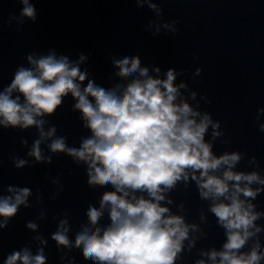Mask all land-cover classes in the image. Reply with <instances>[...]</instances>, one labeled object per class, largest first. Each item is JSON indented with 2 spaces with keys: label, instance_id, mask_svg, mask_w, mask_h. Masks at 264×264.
<instances>
[{
  "label": "clouds",
  "instance_id": "9594fccd",
  "mask_svg": "<svg viewBox=\"0 0 264 264\" xmlns=\"http://www.w3.org/2000/svg\"><path fill=\"white\" fill-rule=\"evenodd\" d=\"M18 2L23 5L20 17L35 22V6L29 0ZM135 3L137 8L147 4L158 17L162 14L151 0ZM10 19L17 17L10 15ZM164 27L172 25L165 23ZM158 34L159 27L153 35ZM90 55L79 54L77 61H70L68 56L58 57L55 52L38 58L29 54L26 58L31 67L18 66L10 83L0 91L3 129L35 127L39 131L40 139L33 142L28 156L37 163L51 164V156H42L40 147L44 139H50L48 148L52 153H65L87 166L89 188L111 189L102 192L98 207L88 205V224L75 234L74 242L68 236V220L59 222L51 234L57 250L80 249L83 259L92 264H176L190 229L196 230V225L171 213L166 205L172 201L165 193L191 178L199 197L212 202L209 211L226 236L221 250L201 255H206L211 264H262L264 251L259 234L264 229L256 221L264 218V211H256L251 201L264 193V178L257 171L233 170L242 159L239 151L214 154L212 141L222 135L218 131L220 122L182 98L181 89L188 85L177 84L176 80L184 73L169 67L161 77V69L156 66L152 69L155 75H150L149 67L141 66L138 54L125 55L113 58L112 64L118 69L115 75L127 82L105 88L88 78L87 69L81 70L80 65ZM201 71L197 68L195 75ZM69 94L75 101L73 111L79 112L83 127L91 133L82 138L78 148L69 147L64 136L52 139L54 125L44 130L43 117L53 116ZM190 95L195 99L194 91ZM262 114L264 108L257 109L256 119ZM209 127L213 129L211 141H206ZM258 128L264 132V123ZM252 161L256 162L255 156ZM27 163L16 159L14 166L22 169ZM254 184L259 187L253 188ZM6 190L11 195L0 196V229L8 227L21 205L29 206L27 198L32 192L29 187L11 185ZM105 210L109 222L99 226ZM26 227L36 231L38 226L28 221ZM253 238L250 250L243 251ZM193 243L189 241L190 247ZM47 260L42 248L33 255L24 247L6 255L3 264H47ZM68 264H75V258ZM195 264L206 262L201 259Z\"/></svg>",
  "mask_w": 264,
  "mask_h": 264
}]
</instances>
